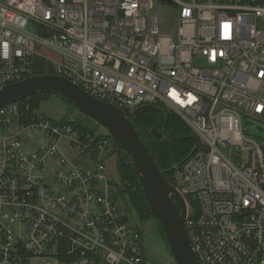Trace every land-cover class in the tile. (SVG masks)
Here are the masks:
<instances>
[{
  "label": "built area",
  "instance_id": "1",
  "mask_svg": "<svg viewBox=\"0 0 264 264\" xmlns=\"http://www.w3.org/2000/svg\"><path fill=\"white\" fill-rule=\"evenodd\" d=\"M0 0V87L42 57L127 116L161 104L196 136L171 176L199 264H264V0ZM40 50L58 55L53 59ZM0 107V264H152L120 208L109 133ZM109 165V166H108ZM186 201V199H185Z\"/></svg>",
  "mask_w": 264,
  "mask_h": 264
},
{
  "label": "water",
  "instance_id": "2",
  "mask_svg": "<svg viewBox=\"0 0 264 264\" xmlns=\"http://www.w3.org/2000/svg\"><path fill=\"white\" fill-rule=\"evenodd\" d=\"M39 93L67 99L82 115L105 128L118 150L129 156V164L137 175L150 212L163 230L175 264H199L186 231V201L157 168L127 114L57 74H34L1 86L0 107ZM151 132L161 136L156 129Z\"/></svg>",
  "mask_w": 264,
  "mask_h": 264
},
{
  "label": "trees",
  "instance_id": "3",
  "mask_svg": "<svg viewBox=\"0 0 264 264\" xmlns=\"http://www.w3.org/2000/svg\"><path fill=\"white\" fill-rule=\"evenodd\" d=\"M33 69V74H53L52 64L42 57L34 58ZM49 95L39 93L26 98V100L31 103L32 108L37 109L40 102ZM59 97L73 106L67 99ZM85 118L87 122L76 118L72 125L91 133L96 132L98 124L87 117ZM128 118L137 130L157 168L163 172L167 180L174 184L171 176L173 166L183 161L196 144L197 138L190 127L161 104L141 106L133 114L128 115ZM152 129L160 132L161 136L153 134ZM116 154V170L119 181L118 198L123 203L125 212L134 214L137 226L142 233H144L145 225L149 220L155 221L165 241L163 230L150 212L137 175L129 164V156L123 150L119 151L117 147ZM165 244L167 246L166 241Z\"/></svg>",
  "mask_w": 264,
  "mask_h": 264
},
{
  "label": "rangeland",
  "instance_id": "4",
  "mask_svg": "<svg viewBox=\"0 0 264 264\" xmlns=\"http://www.w3.org/2000/svg\"><path fill=\"white\" fill-rule=\"evenodd\" d=\"M156 9L159 15L160 24L162 26L168 27L169 21L171 20L172 14L174 13L170 10L166 2L163 0H159ZM40 51L46 57L53 59L58 58V55L50 50ZM37 111L54 120H60L62 118H79L80 120L87 122L85 118L86 116L82 115L76 108L69 105L65 100L54 94H50L48 97L42 100L37 108ZM243 126L245 129H248L250 134L259 136L264 139L263 122L257 120L246 122L245 120L243 122ZM97 129L98 131L106 132L105 128L100 126L99 124L97 126ZM109 172L113 176L117 174L115 158L110 161ZM185 199L188 211L190 213L195 212L197 210V205L193 198L190 196H185ZM118 201L120 204V208L124 210L125 207L119 198ZM127 214L131 217L132 221L137 224V220L134 214ZM144 232L145 234L143 241V252L148 262L152 264H175L155 221L149 220L145 225ZM26 264H54V261L39 260L32 261Z\"/></svg>",
  "mask_w": 264,
  "mask_h": 264
},
{
  "label": "flooded vegetation",
  "instance_id": "5",
  "mask_svg": "<svg viewBox=\"0 0 264 264\" xmlns=\"http://www.w3.org/2000/svg\"><path fill=\"white\" fill-rule=\"evenodd\" d=\"M117 167V166H116Z\"/></svg>",
  "mask_w": 264,
  "mask_h": 264
}]
</instances>
